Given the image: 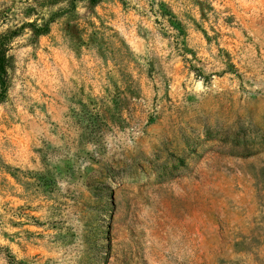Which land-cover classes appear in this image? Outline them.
<instances>
[{
    "label": "rangeland",
    "instance_id": "1",
    "mask_svg": "<svg viewBox=\"0 0 264 264\" xmlns=\"http://www.w3.org/2000/svg\"><path fill=\"white\" fill-rule=\"evenodd\" d=\"M8 56L0 264H264V0L80 4Z\"/></svg>",
    "mask_w": 264,
    "mask_h": 264
},
{
    "label": "trees",
    "instance_id": "2",
    "mask_svg": "<svg viewBox=\"0 0 264 264\" xmlns=\"http://www.w3.org/2000/svg\"><path fill=\"white\" fill-rule=\"evenodd\" d=\"M102 1L104 0H30L29 2H25L26 9L25 12H21V14L23 16H28V14L35 12V18L25 19L22 23L11 25L0 32V102L7 94L9 84L7 71L10 65L8 51L9 45L13 39L19 37L26 29L31 32L33 38L46 36L49 34L50 27L55 21L65 15L75 12L78 5L86 4L89 7H95ZM46 8H48V10L43 11ZM52 8L57 9L52 11ZM1 16L0 14V20L2 21L4 19H1Z\"/></svg>",
    "mask_w": 264,
    "mask_h": 264
}]
</instances>
